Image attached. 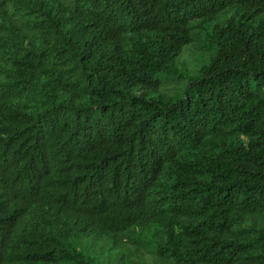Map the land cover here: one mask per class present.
<instances>
[{
	"label": "trees",
	"instance_id": "obj_1",
	"mask_svg": "<svg viewBox=\"0 0 264 264\" xmlns=\"http://www.w3.org/2000/svg\"><path fill=\"white\" fill-rule=\"evenodd\" d=\"M76 237L264 264V0H0V264Z\"/></svg>",
	"mask_w": 264,
	"mask_h": 264
},
{
	"label": "rangeland",
	"instance_id": "obj_2",
	"mask_svg": "<svg viewBox=\"0 0 264 264\" xmlns=\"http://www.w3.org/2000/svg\"><path fill=\"white\" fill-rule=\"evenodd\" d=\"M182 56L187 66L191 68V63L193 62L190 54L186 50H184ZM104 242L106 243L105 251L101 253V248ZM120 246L121 247L118 248H112L108 240H92L91 238H84L79 243H76L77 249H80L83 254H85L88 258L93 259V261H98V264H105L109 261H114L115 256L131 250V247H127L126 244H122ZM142 264L149 263L147 262Z\"/></svg>",
	"mask_w": 264,
	"mask_h": 264
},
{
	"label": "clouds",
	"instance_id": "obj_3",
	"mask_svg": "<svg viewBox=\"0 0 264 264\" xmlns=\"http://www.w3.org/2000/svg\"><path fill=\"white\" fill-rule=\"evenodd\" d=\"M85 54H89V57H93V53L91 51H89V53H86V51L84 50ZM107 238V237H105ZM75 240L76 243H79L83 238L82 237H76V238H72ZM104 244V243H103Z\"/></svg>",
	"mask_w": 264,
	"mask_h": 264
}]
</instances>
